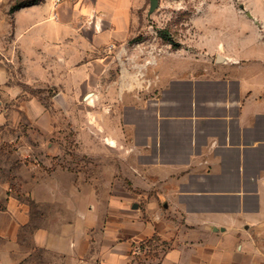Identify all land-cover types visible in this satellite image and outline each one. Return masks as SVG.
I'll list each match as a JSON object with an SVG mask.
<instances>
[{"label":"crops","instance_id":"0c3cea01","mask_svg":"<svg viewBox=\"0 0 264 264\" xmlns=\"http://www.w3.org/2000/svg\"><path fill=\"white\" fill-rule=\"evenodd\" d=\"M17 1L0 0V152L20 110L95 88L100 101L121 97L141 175L136 193L107 197L109 221L91 224L101 247L88 243L87 209L75 210V235L59 234L50 213L41 228L0 184V264L39 249L63 264H264V39L217 52L222 77L198 76L178 54L137 44L146 0H45L11 14Z\"/></svg>","mask_w":264,"mask_h":264},{"label":"rangeland","instance_id":"374dc122","mask_svg":"<svg viewBox=\"0 0 264 264\" xmlns=\"http://www.w3.org/2000/svg\"><path fill=\"white\" fill-rule=\"evenodd\" d=\"M151 1L146 0L138 13L137 44L145 43L142 47L155 56L178 54L186 73L222 77L225 68L216 61L217 52L238 49L241 38L264 39V0H158V8L150 13ZM163 35H169L177 47L160 41ZM90 90L73 92L69 99L62 94L52 103L46 97L45 110H20L17 126L6 131L9 140L2 144L0 184L35 215L41 228H47L50 213L59 234L68 228L75 235L79 230L75 210L87 209L88 243L101 247L104 242L96 241L91 224L96 218L109 221L113 215L107 197L117 190L122 195L136 193L132 174H141L133 173L134 153L125 137L121 97L117 101L116 95L103 92L100 101L95 88ZM131 98L127 94L126 101ZM117 134L122 135L119 143L112 140ZM64 260L39 249L26 264H63Z\"/></svg>","mask_w":264,"mask_h":264},{"label":"trees","instance_id":"16d2710c","mask_svg":"<svg viewBox=\"0 0 264 264\" xmlns=\"http://www.w3.org/2000/svg\"><path fill=\"white\" fill-rule=\"evenodd\" d=\"M39 2L35 1V2H27L26 0H19L17 1L11 8L10 13L13 14L16 11H19L23 8H27V7H31V6H35L38 5ZM162 40L170 45H174L177 47V44L175 43L174 40H172V38L169 35H163ZM156 241H158V238H153L152 240L146 241L144 242L141 247L142 249H147L148 250V255H151L152 252L155 250L154 249V244L156 243Z\"/></svg>","mask_w":264,"mask_h":264},{"label":"water","instance_id":"95a60500","mask_svg":"<svg viewBox=\"0 0 264 264\" xmlns=\"http://www.w3.org/2000/svg\"><path fill=\"white\" fill-rule=\"evenodd\" d=\"M158 5H159V1H158V0H152V1H151V7H150V13H153V12L158 8ZM248 15L251 16V14H248ZM216 61H217L218 63H224V62H225V59H224L222 56H218V57L216 58ZM58 97H59V100H58V101H60L62 95H59ZM133 208H134V209H137L138 206H137V205H134Z\"/></svg>","mask_w":264,"mask_h":264}]
</instances>
